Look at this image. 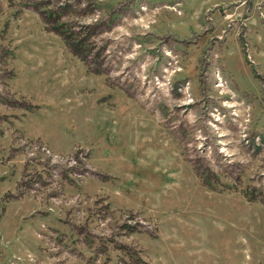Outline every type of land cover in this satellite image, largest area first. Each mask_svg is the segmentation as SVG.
I'll return each instance as SVG.
<instances>
[{
    "label": "rangeland",
    "instance_id": "rangeland-1",
    "mask_svg": "<svg viewBox=\"0 0 264 264\" xmlns=\"http://www.w3.org/2000/svg\"><path fill=\"white\" fill-rule=\"evenodd\" d=\"M0 264H264V0H0Z\"/></svg>",
    "mask_w": 264,
    "mask_h": 264
},
{
    "label": "trees",
    "instance_id": "trees-1",
    "mask_svg": "<svg viewBox=\"0 0 264 264\" xmlns=\"http://www.w3.org/2000/svg\"><path fill=\"white\" fill-rule=\"evenodd\" d=\"M223 151V150H222Z\"/></svg>",
    "mask_w": 264,
    "mask_h": 264
}]
</instances>
